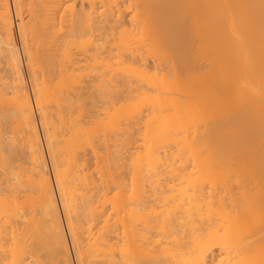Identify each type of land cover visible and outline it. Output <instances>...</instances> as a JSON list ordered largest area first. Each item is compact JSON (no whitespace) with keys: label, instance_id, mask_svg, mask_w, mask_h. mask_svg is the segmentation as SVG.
Masks as SVG:
<instances>
[{"label":"bare ground","instance_id":"obj_1","mask_svg":"<svg viewBox=\"0 0 264 264\" xmlns=\"http://www.w3.org/2000/svg\"><path fill=\"white\" fill-rule=\"evenodd\" d=\"M66 1L13 0L18 36L28 62L26 66L34 80L35 96L31 101L22 74L10 2L0 0V62L3 64H0V264H71L69 242L76 264H264V0H68L67 5ZM71 1H79L78 10L72 9L74 3L71 5ZM24 3L29 14L27 22L22 18ZM67 10L72 13H67L71 16L66 18ZM152 37L168 49L167 53L169 51L178 63L176 67L178 65L185 72L186 69L194 72L199 69L195 56L198 42L201 57L206 62L203 61V65L200 59L205 69L203 84L197 74L199 71L193 72V79L201 83H191L196 89L200 88L191 91L193 98L200 101L189 103V93L184 94L188 103L184 102L182 93L187 90L178 93L175 89L177 96L172 97L175 94L168 92V96L171 95L168 97L166 84L160 79L161 92L152 98V105L148 100L152 108L145 115L146 120L142 116L144 123L140 122L142 114L137 115L139 111L137 116L132 113L139 117L145 130L142 127L137 131L138 120L135 118L133 123V117L124 109L126 113L122 116L119 109L120 119L127 114L134 127L128 122L125 128L127 121L121 123L123 119L109 111L113 115L106 114L110 121L107 130L102 131L104 134L100 132L102 137L95 135L97 138L94 136L90 143L85 142L87 137L84 135L82 140L81 134L84 130L80 132L82 127L72 114V109H76L73 108L75 101L62 103L57 89L50 96V86L43 89L47 84L41 85L44 74L41 72L40 76H44L41 82L37 73L33 75L34 68L41 67L42 71H47L45 75L48 74L45 80L50 77L43 82L50 80L51 84V79L61 78L70 70L69 77L74 81L80 78V82L85 80L86 84L96 86L94 82L101 84L102 80L98 73H91L95 69L102 71L100 65L104 68L103 74L108 70L105 79L110 78L107 74L112 69L113 59H116L113 67L116 61L125 60L128 66L125 62L119 65L124 64L122 68L127 72L137 74L138 62L143 67L151 60L143 56L141 50L138 52L135 41L141 46L140 40L143 44ZM129 43L134 45L130 48ZM79 44H89V47L85 49ZM79 48L81 53L83 51L81 59ZM193 49L195 55L191 53ZM161 51L164 52L162 49L159 53ZM155 55L152 56L156 60L151 56L154 67L159 66L155 61L161 59ZM164 59H161L164 62L159 60L160 63H166ZM81 61L90 62L99 70L91 68L86 71L92 72L82 74L84 68L91 66L83 64L85 67L80 71ZM166 64L170 66L171 62ZM166 66L162 67H169ZM114 69L110 76L117 67ZM126 71L120 72L118 78ZM159 73L161 76V70ZM179 73L176 72L178 78ZM52 74L56 76L51 78ZM142 75L138 77L141 79ZM113 76L111 81L117 77L112 79ZM125 77L123 86L130 79L125 84ZM164 77L166 79V74ZM118 78L114 81L119 82ZM36 80L41 89L36 88ZM114 81H109L111 85L107 80L104 82L112 86ZM86 84L83 85L87 87ZM146 86L150 88L152 83ZM98 90L103 91L101 87ZM77 101L79 103V99ZM201 101L205 103L199 104ZM33 105L46 134L52 178L33 116ZM78 110L77 106V115ZM199 113L205 117L204 123L199 119L204 127L201 124L203 130L198 133L197 129L188 130L196 131L191 138L186 128L191 125L192 116L195 118ZM126 117L123 122L128 120ZM118 122L125 128L121 133ZM62 129L66 131L63 136ZM116 129L120 137H115ZM133 133L140 136L137 137L142 141L140 145ZM112 141L114 150H106ZM134 142L138 143V149H133L132 153L135 147L130 145ZM85 144L93 157L86 154L90 151L85 150ZM111 145L108 148L111 149ZM119 146L120 151L123 148L128 153L124 152L123 157L131 160V166H127L132 169H129L130 174L122 170L127 161L120 162L122 153L116 155ZM100 151H104L103 156ZM26 153L27 162L22 159ZM89 155L96 158L94 168L91 165L93 170L88 165L92 161ZM99 157L105 161L103 166L102 161L96 162ZM189 163L192 164L189 166ZM94 169L97 178L93 176Z\"/></svg>","mask_w":264,"mask_h":264},{"label":"rangeland","instance_id":"obj_2","mask_svg":"<svg viewBox=\"0 0 264 264\" xmlns=\"http://www.w3.org/2000/svg\"><path fill=\"white\" fill-rule=\"evenodd\" d=\"M69 1H70V0H69ZM73 1H74V0H73ZM73 1H71L70 4H71V3L73 4V3H74ZM9 2H10V8H11V16H12V19H13V26H14V30H15V36H16L15 38L17 39L16 41H17V44H18V47H19V55H20V58H21V68H22V72H23L22 74H23V76H24V83H25V85H26L25 87L27 88L28 94H29V96H30V98H31V101H32V100H34V96H35V94L33 95V91H35V89H34L35 86H33V84H34V80L32 79V78H33L32 76L30 77V75H31L32 73L30 74V71H29L28 65L26 66V63L28 64V62L26 61V56H24L25 54L23 53L22 43H21V37L18 36V35H19V34H18V33H19V32H18L19 29H18V25H16V24H18V18H17V13L15 12L16 10H15V8H14V2H13V0H9ZM67 2H68V0L66 1V5H67ZM68 3H69V2H68ZM78 3H79V1H76L73 5L71 4L72 6L69 5V4H68V5H69V7L71 6L72 9L74 8L73 10L75 11L76 8H77V10H78V8H79V7H78V6H79ZM74 5H75V6H74ZM26 8H27V7H26V3H24V6L22 7V9H23V12H22V16H23V17H22V18H23V20L25 19L24 22H27L28 19H29V17H28L29 14H28V12H27L28 10H27ZM67 8H68V7L66 6V9H67ZM69 9L71 10V8H69ZM26 10H27V11H26ZM73 10H72V11H73ZM68 11H69V10H67V12L65 11V13H64V15L66 14V15H65L66 18L71 16V15H70V16L68 15L71 11H70V12H68ZM67 13H68V14H67ZM71 13H72V12H71ZM24 14H25V15H24ZM27 17H28V19H27ZM26 19H27V21H26ZM136 38H137V37H136ZM136 38H135V39H136ZM151 39H152L151 41H150V38H149V39H146L145 42L143 41V42H144L143 44H144V45L146 44V46H143L141 40H140V42H141V43H140L141 46L139 45V41H137V40L135 41V40H134V41L136 42V43L134 42L135 45H136V48H137V45H138V52H139V50H141V51L144 53V54H142V52L140 51L141 54H142L143 56L146 55V56H147V59H150V60H151V61L148 60L147 64H146L145 66H143V67H142V64L138 62V64H140V65H138V68H139V67H140V69L143 68L142 71H141L140 69H138V73H139V70H140V73H139V74H141V75H142V74L147 75V76H145V75H142V76L145 77V78H144V79H145L144 81H145V82L148 81V83L142 82V80H143L142 78H143V77L140 79L141 76L138 77V75H139L138 73H137V74H136V73H132L131 71H130V73L127 72L124 68H122V67L124 66V64H123L122 66L119 65V64H122L123 62H125V60H124L123 62L120 61V63H119V60L116 61V63H115L116 65H114V67H113V63H114V61H115L116 59H113V61H111V63L113 62V63H112V69H111V71H112L114 68L116 69V67H117L116 71H115V69H114L115 72H114V71H113L114 73L112 72L113 75H114V76L111 75V76H113L112 79H113L115 76H117V77H115V78H118L120 72H123V71H126V72L129 74V76H128V74H127V76H128V77H127V76L125 75L126 72H124L125 74L122 73L121 76H122V75H125V76L127 77V80H126V77H125V76H122V77L120 76V77H121V80L123 79V81H124V77H125V82H124V83L126 84V82L128 81V79H129V78H130V79H129V82H127V84H126L125 86H123V84H122L123 81L121 82V81L119 80L120 77L118 78L119 82H117V80L114 81V80H115V78H114V80H112V81H114L113 84H112V86L114 85V86H113V89H112V86H109V85H111V83H112V81L110 80V78H111V76H110L111 71H109V75L107 74V77L109 76L110 78L105 79L104 75L106 74V72L108 73V70H107V71H104V74H103V69H104V68H103V66H101V67H102V69H101L100 65H98V67H99L100 70H102V71H96V69H95V72H93V73H91V74L94 75L95 73H96V74L98 73V75L100 76V81L102 80V82H101V84H99V81H98V83H96L97 81L94 82V84H96V86L93 85V83H92V84L90 83L92 86H91L89 83H87L90 87L86 84V82H84L85 80L80 82V80H82V79H80V78H79L78 81H74L73 79H71V78L69 77V74L71 73L70 70H68L69 72L67 71L68 74H67V72H66V73L64 72V73H63V76H61V78H60V76L57 78V77H55V76H56L55 74H54V75L52 74V75H51V78H52V77H53V78L55 77L57 80H56V79H51V82L53 81L51 84H50V80H49V83H48V82H47V83H46V82H43V80H45L46 75L48 76V74L45 75V73H46L47 71H46V72H44V70L42 71V70H41V67L37 66V68L39 67V69L34 68L36 71L34 70L35 72L33 73V75H36V73H37L36 77L38 76L37 79H39V80L42 79V77L45 76L44 79L42 80V82H41V80H40V82L42 83L41 85H43V86L47 84V86H45L44 88L42 87L43 89H46V88H48V87L50 86L49 88H50V90H52V91H50V90L48 91V89H47L48 93L51 92V93H49L50 96H52V95L55 94V93H52V92H56V91H57L56 93H58V91H59V95H57V94H56V95H57L59 98H62V99H63L62 103L67 104V103H69L70 101H75L74 104H76V106H73V108L76 107V109H77V106L79 107V110H78V111H79V115H77V114H78L77 112L75 113L76 109L74 108V109H75L74 113H73V110H74V109H72L73 117L76 118V120L78 119V121H79V126L81 125V127H82V128H80V132H81V130H84V131H85V132L82 131L83 133L81 132V134H83V136L81 135V136H82V140L84 139V135H86L85 138L87 137V138H86L87 140H84V141H85V142H88V141H89V143H90V142H91L90 139L93 138V140H94V138H95L96 136L99 137V134H100V136L102 137V135L104 134L102 131L105 132V131L107 130V125H108L107 123L110 121V117H109V116L115 114V115L118 116L119 119H120V114H121V113H120V114L117 113V111H118L119 109H120L121 112H122V116H123V113L128 112V115L130 114L129 116L133 117L132 120H131V118H130V120H131L133 123L135 122V121H133V120H135V118L138 120L137 122H139V120H140V119H138L139 117H135V116H137V115L139 116V114L141 113L142 115L140 114V115H141V116H140V118H141L140 122L144 123V121L147 119L145 115H146V114L148 115V110H149V108H150V107L152 108V106H150V104L152 105V101L155 99L154 96L157 97L158 94L161 92V90L159 91V86H160V85H159V81H160V79H162V80H163L162 82H164V83L166 84V89H165V90L167 91V96H168V92H169V93H170V92H173V93H174V92H175V91H174L175 89H176V91H177L178 93L181 92V91H185V90H187L186 92L182 93V97H183L184 94L186 95V94H189V93H190L188 96H190V95H191V96H190V97H187V98H188V101H190V99H191V102H189V103L200 101L199 98H197V99H199V100H197L196 98H193V95H192L193 92H196V91L199 90L200 88L197 87V89H196V86H195L194 84H193V85L191 84V83H193V81H194V83H195L196 80L193 79V78H194V77H193V74H194L195 72L197 73L198 71H199V72H198L197 74H199V75L201 76V77H200L201 79H199V80H201V81H202V84H203V75H202V74L204 73L205 69H202V66L204 65V62H206V61H204V60H203L204 58L202 59V57H201V56H203V55H202V52L199 51L200 48H199V46H198V45H199L198 40L195 38V39L197 40V42H198V45H197L196 40H194V43H195V44L193 43V44H194V45H193L194 47H195V45H197V46L195 47V49L198 48V49H196L197 54L195 53V52H196L195 49H193V51H191V53H193V52L195 51V52H194V55L196 54L195 56L197 57V66H198V64H199V65L201 66V68H200V66H198L199 69H198V71H197V69H196L195 72H194L193 70H192V71L189 70V71L192 72V73H191V72L188 71V69H186V72H185V70L183 71V69L180 68V67L177 65L178 68L182 69V70H179V69L176 67V65H175V64H178V63H176V60L173 59L174 57H173L172 55H170V52H169V51H168V53H167V50H168V49H167V50L164 49V47H162V46L158 43V41H157L156 39L154 40L153 37H152ZM84 40H85V39H84ZM84 40H83V41H84ZM148 40H149L151 43H150ZM45 41H46V40H45ZM154 41H155V42H154ZM86 42H87V41H85V44H87ZM137 42H138V44H137ZM156 42H157V44H156ZM45 43H46V42H45ZM79 43H80V42H79ZM149 43H150V44H149ZM129 44H131V45H130V48H131L133 43H129ZM148 44H149V45H148ZM151 44H152V46H151ZM79 45H80V44H79ZM133 45H134V44H133ZM47 46H48V45H47ZM139 46L141 47V49H139V48H140ZM142 46H143V47H142ZM148 46H150V47H148ZM70 47H73V46H70ZM80 47H82V48L85 47V49H86V47H89V44H88V46H85V45L83 44L82 46L80 45ZM127 47H128V46H127ZM146 47H147L148 49H147ZM151 47H152L153 49H152ZM155 47H157L159 50H158L157 48H155ZM160 47H161V49H160ZM194 47H193V48H194ZM68 48H69V46H68ZM145 48L147 49V51H144V50H146ZM73 49H74V48H72V50H73ZM75 49H76V48H75ZM154 49H155L156 51H153ZM162 49L164 50L165 53H164L163 51H161V53H159L160 50H162ZM68 50H69V49H68ZM70 50H71V49H70ZM70 50H69V51H70ZM72 50H71V51H72ZM129 50H130V49H129ZM132 50H133V51H136V50H135V47H133ZM151 50H152V51H151ZM73 51H74V50H73ZM77 51H78V50H77ZM149 51H151V52H149ZM198 51H199V52H198ZM75 52H76V50H75ZM79 52L81 53L80 48H79ZM136 52H137V51H136ZM148 52L151 53L152 55H155V54H156L155 56H159V57H161L162 60L166 57V58H165V59H167V60H166V63L171 62V64H173V61H174L175 63H174L173 65H174V67H175L178 71H177L174 67H172L173 65L171 66V64H170V66H171L172 68H170L169 64H166V63L162 64V63H160V61H159V60H161L160 58H158V60L155 61L156 63H157V62L159 63V64H158L159 66H155V67H154V65L152 66V64H154V62L152 63V61H153L156 57L150 55ZM73 53H74V52H73ZM82 53H83V51H82ZM82 53L80 54V59L82 58V57H81V56H82ZM86 53H87V52H86ZM88 53H89V51H88ZM146 53L149 54V55H147ZM154 53H155V54H154ZM158 53H159V54H158ZM166 53L169 54V55L171 56V57H170L171 59L168 58L169 56H167ZM23 54H24V55H23ZM138 54H139V53H138ZM164 54H165V55H164ZM199 54H201V55H199ZM161 55H162V56H161ZM151 56L154 57L153 60H152ZM163 57H164V58H163ZM199 57H200V58H199ZM165 59H164V60H165ZM172 59H173V61H170V60H172ZM198 59H199V60H198ZM200 59H201L203 65L200 64V63H201ZM155 60H156V59H155ZM162 60H161V62H164V61H162ZM198 61H200V62H198ZM203 61H204V62H203ZM86 62H87V61H85V62L82 63V61H81V64H79V65H80V66H79V69H80V68H84L85 65H88V64L90 63V62H87V63H86ZM79 63H80V62H79ZM150 63H151V64H150ZM0 64L3 65L2 62H0ZM83 64H85V65L83 66ZM93 64H94V63H93ZM109 64H110V63H109ZM125 64H126L125 66H128V64H129L128 61H127V63L125 62ZM134 64L137 65V63H134ZM161 64H162V65H161ZM205 64H206V63H205ZM110 65H111V64H110ZM110 65H109V66H110ZM143 65H144V64H143ZM150 65H151V66H150ZM163 65H164V66L167 65V66H169V67H167V66H166L167 68L162 67ZM34 66H35V65H34ZM81 66H83V67H81ZM88 66H89V65H88ZM90 66H91V67L84 68V70H83V69H80V71H82V70L84 71V73H82V74H85V71H86L87 69L90 70L91 68L93 69V71H94V68H97V70H99L98 67H94V68H93L91 63H90ZM94 66H96V65L94 64ZM132 66H135V65H132ZM205 66H206V65H205ZM105 67H106V66H105ZM129 67H130V65H129ZM129 67H128V68H129ZM152 67H154V68H152ZM159 67H160V68H159ZM107 68H108V66H107ZM134 68H135V67H132V68H129V69L134 70ZM144 68H147V69H144ZM169 68H170V69H169ZM204 68H205V67H204ZM109 69H110V68H109ZM129 69H128V70H129ZM157 69H159V70H157ZM163 69H166V71H167V69H169V70H168L169 72L167 71V72H168V73H167V72H165ZM89 70H88V71H89ZM119 70H120V71H119ZM122 70H123V71H122ZM160 70H161V72H162V73H161V76L159 75V74H160V73H159ZM162 70H163V71H162ZM174 70H175V71H174ZM201 70H202V71L204 70V71L202 72ZM27 71H28L29 73H28ZM80 71H79V73H80ZM88 71H86V72H88ZM117 71H119V72H117ZM158 71H159V72H158ZM170 71H171V72H170ZM181 71H182V72H181ZM41 72L44 74V76H40V75H43ZM89 72H92V71H89ZM99 72H101L102 74L99 73ZM134 72H136V71H134ZM144 72H145V73H144ZM157 72H158V74H157ZM173 72H174V74H173ZM176 72H177V73L180 72V73H179V74H180V75H179V78H178V74H176ZM184 72H185V73H184ZM187 72H188V73H187ZM193 72H194V73H193ZM38 73H39V74H38ZM76 73H77V72H76ZM116 73H117V74H116ZM131 73H132V75H130ZM96 74H95V75H96ZM133 74H134V75H133ZM165 74H166V79H165V77L163 78V76H164ZM168 74H169V75L172 74V75H174V77H173L172 75H170V77H168V76H169ZM187 74H191V76L188 77ZM28 75H29V76H28ZM79 75H81V73H80ZM162 75H163V76H162ZM195 75H196V74H195ZM105 76H106V75H105ZM133 76H134V77H133ZM135 76L138 77V78L141 80L140 82H142L143 84L145 83V85H143V84L141 83V84L143 85V86H141V84H140V82H139V79L136 78ZM148 76H149L151 79H150V78H147ZM151 76H153V77H151ZM154 77H155V78H154ZM160 77H162V78H160ZM172 77H173V81H172ZM175 77H177V78H175ZM49 78H50V77H49ZM49 78H46V80L48 81ZM68 78H69V79H68ZM153 78H154L155 80H154ZM167 78H168V80H167ZM169 78H170V79H169ZM187 78H188V79H187ZM191 78H192V79H191ZM58 79H59V80H58ZM108 79H109V80H108ZM158 79H159V80H158ZM164 79H165V80H164ZM189 79H190V80H189ZM31 80H32V81H31ZM46 80H45V81H46ZM106 80L108 81V84H109V85L107 84V82H104V81H106ZM152 80H154L155 82L152 81ZM199 80H198V83H197V81H196L197 85H199V83H201V81H199ZM55 81H56V83H55ZM57 81H59V82H57ZM109 81H110L111 83H109ZM149 81H151V83H152V86H151V87H154V85H155L154 88L151 89V87L149 86V85H151V83H150ZM170 81H172V82H170ZM175 81H176V82H175ZM191 81H192V82H191ZM65 82H66V84H65ZM76 82H77L76 85L78 86V84H79V86H80V87L78 86L79 89L82 88L81 90H78L77 86L75 85ZM78 82H79V83H78ZM83 82H84V83H83ZM115 82H117V83H121V84H116ZM130 82H132L131 85H130ZM162 82H161V83H162ZM167 82H170V83L167 84ZM174 82H175V83H174ZM32 83H33V84H32ZM35 83H37V84H35V85H37L36 88H39V86H40L39 81L37 82V80H36ZM38 83H39V86H38ZM44 83H45V84H44ZM57 83H59V84H57ZM68 83H69L70 85H72V87H71ZM71 83H72V84H71ZM80 83H82V84H80ZM102 83H104V84H102ZM114 83H115V84H114ZM128 83H129V84H128ZM149 83H150V84H149ZM176 83H178V84H176ZM54 84H55V85H54ZM83 84H86L87 87H85V85H83ZM97 84H98L99 86H97ZM106 84H107V85H106ZM136 84H137V85H136ZM138 84H139L143 89H142L141 87H139ZM146 84H147V86H149L150 88H148V87L146 86ZM169 84H170V85H169ZM182 84H183V86H182ZM185 84H188L189 86H187V85H185ZM48 85H49V86H48ZM53 85H54V89H53ZM57 85H58L59 87H58ZM67 85H68V86H67ZM104 85L107 86L108 88H107V87H104ZM118 85H119L121 88H120ZM128 85H130L132 88H131V87H128ZM158 85H159V86H158ZM171 85H174L175 88H173ZM176 85L178 86V88H177ZM51 86H52V87H51ZM56 86H57V87H56ZM102 86H103V87H102ZM126 86H127V87H126ZM145 86H146L147 88H145ZM167 86H168V87H167ZM170 86L172 87V89H171ZM179 86H181V87H183V88L181 89V87H180V89H179ZM184 86H185V88H184ZM186 86H187L188 88H187ZM40 87H41V86H40ZM55 87H56V88H55ZM67 87H68V88L70 87V88L68 89ZM73 87H74V88H73ZM92 87H93V88H92ZM97 87H98V88H97ZM100 87H101V89H102L104 92L107 91V92H106L107 95H106V93H104L103 91H102V92H103V93H102V92H100V90H98V89H100ZM109 87H110V88H109ZM114 87H116V88L114 89ZM122 87H123V88L126 87V89L124 88V90H123ZM189 87H191L192 89H189ZM202 87H203V86H202ZM32 88H33L34 90H33ZM76 88H77V89H76ZM106 88H107V89H106ZM118 88L121 89V90H119ZM128 88H131V89H128ZM139 88H140V89H139ZM155 88H156V89H155ZM167 88H168V89H167ZM186 88H187V89H186ZM193 88H194V89H193ZM39 89H41V88H39ZM56 89H57V90H56ZM75 89H76V90H75ZM87 89H88L89 91H88ZM110 89L112 90L111 92H110ZM117 89H118V92H116ZM127 89H128V90H127ZM134 89H135V90H134ZM177 89H178V90H177ZM183 89H184V90H183ZM55 90H56V91H55ZM77 90H78V91H77ZM85 90H87V91L90 93V95H89V93H87V91H85ZM90 90H91V91H90ZM113 90H115V91H114L115 93L113 92ZM129 90H131V91L133 90V92H128ZM169 90H171V91H169ZM179 90H181V91H179ZM188 90H189V91H188ZM194 90H195V91H194ZM31 91H32V92H31ZM73 91H74V94L72 93V95H71L70 92H73ZM83 91H84V94L86 93V94H85L86 96L84 97L85 100H84V98H83L84 94L80 93V92H83ZM97 91H98V92H97ZM119 91H120V93H119ZM155 91H157V92L155 93ZM191 91H193V92H191ZM30 92H31V93H30ZM42 92H44V91H42ZM45 92H46V91H45ZM78 92H79V94H76V93H78ZM92 92H93V93H92ZM99 92H100L102 95L105 94L104 97H102V95H101ZM109 92H110V93H109ZM124 92H128V93H131V94H129V96H128V95H127L128 93H124ZM163 92H164V91H163ZM177 92H176V93H177ZM34 93H35V92H34ZM68 93H69V94H68ZM91 93L94 94V95H91ZM98 93H99V94H98ZM112 93H114V94H116V95H117V93H118L117 98H114L116 95H114V94H112ZM123 93H124V94H123ZM176 93H174L175 95L172 94V97H173V96H174V97L177 96L178 93H177V94H176ZM46 94H47V92H46ZM80 94H82L83 96H81ZM154 94H155V95H154ZM170 94H171V93H170ZM170 94H169V95H170ZM49 95H48V96H49ZM56 95H55V96H56ZM65 95H66V96H65ZM74 95H75V96L77 95V96H79L80 98L75 97ZM99 95H100L101 97H99ZM110 95H111V96H110ZM113 95H114V96H113ZM120 95H124L125 97L120 96ZM126 95H127L128 97H127ZM185 95H184L185 99H183L184 102H186V100H187V98H186L187 95H186V96H185ZM71 96H72V97L74 96L73 99L71 98ZM87 96H89V97H87ZM90 96H92V97L90 98ZM109 96H110V97H109ZM178 96H179V95H178ZM64 97H65V98H64ZM67 97H69V100L67 99ZM150 97H151V98H150ZM153 97H154V99H152ZM168 97H171V95L168 96ZM184 97H183V98H184ZM194 97H195V96H194ZM198 97H199V96H198ZM201 97H202V96H201ZM108 98H110V99L112 98L113 100H112V99H111L112 101H111L110 99L108 100ZM70 99H71V100H70ZM77 99H79V103H77V102H78ZM82 99H83V100H82ZM67 100H68V101H67ZM80 100H82V101H80ZM148 100L151 101L150 104H148V103L150 102V101L148 102ZM193 100H194V101H193ZM110 101H111V102H110ZM109 102L112 103L113 105L110 104ZM202 102L205 103L204 101H201V103H199V104H202ZM186 103H188V102H186ZM78 104H79V105H78ZM109 104H110V105H109ZM111 106H114V107H111ZM122 107H123V108H122ZM113 108L116 109V111H115ZM123 109H124L126 112L123 111ZM134 109H135L136 111H135ZM107 110H108V112H107ZM150 110H151V109H150ZM109 111H114V113L112 114V113L109 112ZM134 111H135V112H134ZM137 111H139V113H138ZM140 111H142V112H140ZM118 112H119V111H118ZM136 112H137L138 114H137ZM149 112H150V111H149ZM109 113H110V115H109V116H106V114L108 115ZM116 113H117V114H116ZM132 113H133V115H135V116H132ZM202 113H203V112H202ZM202 113H199L198 116L196 115V116H197V118H196V116H195L196 119L194 118V116H192V122L194 121L193 123L190 122V121H191V120H190L191 117L188 119V121L190 120V121H189V122H190L189 124H191V125H188L189 128H188V127L186 128L187 136H191V138H192V137H194V135H196V133H198L200 130H203V127H204V124H203V123L205 122V119H204L205 117L203 116ZM136 114H137V115H136ZM76 115H77V116H76ZM33 116H34V119H35V123H36V126H37V130H38V133H39V137H40V139H41L42 148H43V153H44V157H45V160H46V163H47V166H48L49 174L51 175V178H52V172H51L52 170H51V166H50V165H51V162H50V154H49L48 150H46V149H48V147L46 146V145H47L46 137H44V136H46V134H45L44 131H43L44 129L42 128V124H41V122H40L41 120H40V117H39V115H38V110L34 107V105H33ZM104 116H105V117H104ZM122 116H121V119H120V120H122V119L124 120V118L127 116V114H125V117H123V118H122ZM142 116H145V120H144V118H143ZM202 116H203V118H202ZM77 117H78V118H77ZM95 117H96V119H95ZM97 117H99V118H97ZM106 117H108V121H107V118H106ZM198 117H199V118H198ZM101 118H102L103 120H102ZM126 118H127V117H126ZM142 118H143V119H142ZM100 119H101V121H99ZM127 119H128V120L125 119L124 122H123V120H122V122H121V123H125V122L127 121V122L125 123V128L127 127L126 124H129V123L131 122V121L129 120V118H127ZM193 119H195V120H197V119H198V120H199V119H203V123H202L201 120H199V121H198V120L195 121V120H193ZM142 120H144V121H142ZM98 121H99V122H98ZM106 121H107V122H106ZM97 122H98V123H97ZM119 122H120V121H119ZM119 122H118V124H117V125H118L117 127H118L119 131H120V130H121V131H122V130L124 131L125 128L123 127V125H122V126H121V124L119 125ZM128 122H129V123H128ZM132 122H131L130 124L132 125V127H134V126L136 125L137 127L135 126V128L137 129V131H138V130L140 131V129L143 127L142 123L140 124V122H139V126H138V123H137V122H136L135 125L132 124ZM186 122H187V120H186ZM198 122H199L200 124H199ZM84 123H85V124H84ZM99 123H101L102 125L104 124L105 126H102V125L99 124ZM196 123H198V124L196 125ZM82 124H83V126H82ZM97 124H98V125H97ZM187 124H188V122H187ZM201 124H203V127H202ZM133 125H134V126H133ZM140 125H142V126H140ZM194 125H195V126H194ZM97 126H98V127H97ZM101 126H102L103 128H102ZM144 127H145V126H144ZM144 127H143V128H144ZM85 128H86V129H85ZM98 128H99V129H98ZM120 128H121V129H120ZM100 129H101V130H100ZM104 129H106V130H104ZM118 129H116L115 132H116ZM136 129H134V130H136ZM195 129H197V130H196L197 132H196V131H193V132H192V131H190V132L188 131V130H195ZM62 130H63V129H62ZM62 130H61L60 134H62V136H63V135L65 134L66 131L63 130V133H62ZM96 130L99 131V132H97ZM143 130H145V128H144ZM143 130H141V133H142ZM119 131H117V135H116V133H115V134H112V136H113V135H114V136L116 135L115 137H117V136L120 137V135H118V134H119ZM121 131H120V133H121ZM89 132H90L91 134H90ZM100 132H102L103 134L100 133ZM143 132H144V131H143ZM195 132H196V133H195ZM200 132H202V131H200ZM85 133H86V134H85ZM113 133H114V131H113ZM136 133L139 134V132H136ZM136 133H135V134L133 133V135L136 136V137L134 136V137H135V140H136V142H138L139 145H140V144L142 143V141L140 140L141 142H139V140H137V137H138L140 134H139V135H138V134L136 135ZM189 133H190V134H189ZM192 133H194V135H193ZM97 134H98V135H97ZM142 134H143V133H142ZM191 134H192L193 136H192ZM95 135H96V136H95ZM62 136H61V137H62ZM92 136H93V137H92ZM94 136H95V137H94ZM140 136H141V135H140ZM140 136H139V137H140ZM142 136H143V135H142ZM61 137H60V139H61ZM90 137H91V138H90ZM97 137H96V138H97ZM134 137H133V139H134ZM139 137H138V139H139ZM141 138H142V137H141ZM141 138H140V139H141ZM189 138H190V137H189ZM191 138H190V139H191ZM93 140H92V141H93ZM136 142L133 143V144H135V146L131 143L133 146H132V145H130V146H131V147H135V148H132V149H131V152H132L133 149H135V151H137L136 149H138V146H137L138 143L136 144ZM116 143H117V141H116ZM45 144H46V145H45ZM109 144L111 145V144H115V143H113V141H112V143L110 142ZM109 144L106 146L107 149H106V148H104V149H106V150H108V151H109V150H112V149H113V148H112L113 146L111 145V149H110V148H108V147H110ZM117 144H119V142H118ZM86 145H87V144H85V148H86L85 150L90 151L91 149L88 147V145H87V146H86ZM102 145L104 146V144H102ZM102 145H100V146H102ZM87 147H88L89 149H88ZM104 147H105V146H104ZM117 147H118V146H117ZM119 147H120V146H119ZM136 147H137V148H136ZM101 148L103 149V147H100V149H101ZM114 148L116 149V146H115V145H114ZM102 149H101V150H102ZM113 150H114V149H113ZM120 150H121V147H120V149L117 148L118 154H116V153H117V152H116V153H114V155H115V154H116V155H120L119 152L122 153V154L120 155L121 157H123V156H125L126 154H128V153L125 152V150L123 151V148H122V151H120ZM88 151H87V152H88ZM104 151H105V150H104ZM104 151H100V152H102V156H103V154H104V153H103ZM129 151H130V150H129ZM135 151H134V152H135ZM110 152H111V151H110ZM124 152H125L126 154H123ZM22 153H25L24 150H23ZM90 153H92V151H90V152H88V153H86V154L88 155V154H90ZM132 153H133V152H132ZM22 155H23V154H22ZM26 155H27V153L24 154V156H26ZM90 155H91V154H90ZM90 155L88 156L89 158H90ZM24 156H22V157H24ZM91 156H92V155H91ZM120 156H119V158H120ZM127 156H128V155H127ZM92 157H93V156H92ZM92 157L89 159V161L92 159ZM117 157H118V156H117ZM25 158L27 159V156L24 157V158H22V159H23L24 161H26ZM100 158H101V157L97 158V160H96V162L98 161L97 164H99V161L101 162L102 160H104V159L99 160ZM115 158H116V157H115ZM128 158H129V156H128ZM95 159H96V158L94 157V158L92 159V161H90L91 164H90V163L88 164V165H90V167H91V165H92V167H93V165H94L93 162H95ZM124 159L127 160L126 157H123V159H121L120 162H125ZM27 160H28V159H27ZM127 161H128V160H127ZM127 161H126V164H125V166H124V168H123L122 170H123V171H126V172L129 173L132 169L128 168L127 166H131L130 163H129L131 160L129 159V161H128V162H127ZM26 162H27V161H26ZM104 162H105V161H102L103 164L100 163L101 166L104 165ZM127 163H128L129 165H128ZM25 164H26V163H25ZM191 164H192V163H189V166H190ZM94 166H95V165H94ZM97 166H98L99 168L101 167L100 165H97ZM92 167H91V169H90V168H89V169H90V170H93L94 167H93V168H92ZM125 167H126L127 169H126ZM97 169H98V168H97ZM129 169H130V171H129ZM188 169H189V167H188ZM190 169H191V167H190ZM94 170H95V169H94ZM122 170L119 169L118 171H122ZM96 171H97V170H95V171L93 172V176H95L94 178H97V177H98V175L96 176V174H95ZM123 171H122V172H123ZM126 172H125V173H126ZM97 174H98V173H97ZM123 174H124V172H123ZM126 174H127V173H126ZM126 174H125L124 176H126ZM129 174H130V173H129ZM128 176H129V175H128ZM53 190H54V192H55V197L57 198V202H58V206H59V211H60V216H61V221H62L63 226H64V229H65V234L67 235L66 227H65V224H64L65 221H64L63 213H62L61 208H60V204H59V200H58V196H57V193H56V190H55V185H54V183H53ZM67 239H68V236H67ZM69 253H70L71 264H76L77 262H76V260H75L74 253H73V251H72V249H71V247H70V242H69Z\"/></svg>","mask_w":264,"mask_h":264}]
</instances>
